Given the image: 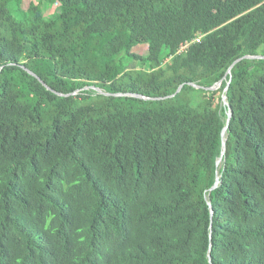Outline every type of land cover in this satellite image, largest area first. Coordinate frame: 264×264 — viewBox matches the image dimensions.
<instances>
[{"label": "trees", "instance_id": "16d2710c", "mask_svg": "<svg viewBox=\"0 0 264 264\" xmlns=\"http://www.w3.org/2000/svg\"><path fill=\"white\" fill-rule=\"evenodd\" d=\"M24 1L0 0V264H264V57L231 67L264 56V0Z\"/></svg>", "mask_w": 264, "mask_h": 264}, {"label": "water", "instance_id": "95a60500", "mask_svg": "<svg viewBox=\"0 0 264 264\" xmlns=\"http://www.w3.org/2000/svg\"><path fill=\"white\" fill-rule=\"evenodd\" d=\"M262 58V57H264L263 55H245V56H243V57H240V58H238V59H236L235 61H234V63L231 65V67L235 64V63H237L238 61H240L241 59H243V58ZM29 71H30V73H32L33 75H35L48 89H50V90H53V91H55L54 89H52L49 85H47V83L44 81V80H42V78L40 77V76H38L36 73H34L33 71H31L30 69H29ZM231 72V68L229 69V71H228V73H230ZM221 82L222 81H218L214 86H209V87H205V88H207V89H211V90H214V89H217L219 86H220V84H221ZM229 83H230V81H229ZM229 83H228V85H229ZM194 86H196V87H201V85H198V84H195V83H192ZM182 86H183V84L178 88V90H177V92L176 93H174V94H172V95H167V96H156V97H146V96H144V95H142V94H139V93H132V92H127V93H110V92H104L101 88H99V87H96V86H93L94 88H96L98 91H100V92H103V93H106V94H116V95H134V96H137V97H141V98H146V99H149V98H152V99H164V98H168V97H170V96H174V95H176L180 90H181V88H182ZM227 88H228V86L225 88V90H227ZM55 92H57V91H55ZM57 93H59V94H62V93H60V92H57ZM224 99H226V96H224ZM231 114L232 113H230V116H229V119H230V117H231ZM226 129L227 128H225L224 129V131H223V136L225 135V133H226ZM226 138H224V142H223V152H222V155L220 156V158L218 159V164L222 161V159H223V155H224V153H225V150H226ZM219 178H217V182L215 183V185L213 186V188H215L216 186H217V184H218V180Z\"/></svg>", "mask_w": 264, "mask_h": 264}, {"label": "rangeland", "instance_id": "374dc122", "mask_svg": "<svg viewBox=\"0 0 264 264\" xmlns=\"http://www.w3.org/2000/svg\"><path fill=\"white\" fill-rule=\"evenodd\" d=\"M42 2H44V4H42ZM41 4L46 13H53L57 6L56 3H52L51 1L48 2V0H25L23 6L28 10L34 11L37 10V8L40 7ZM11 7L12 9H16L17 4H12ZM134 51L141 55H148L149 46L146 42L143 41L134 48Z\"/></svg>", "mask_w": 264, "mask_h": 264}, {"label": "built area", "instance_id": "2783aa9c", "mask_svg": "<svg viewBox=\"0 0 264 264\" xmlns=\"http://www.w3.org/2000/svg\"><path fill=\"white\" fill-rule=\"evenodd\" d=\"M190 45V42L187 43L184 47H182V49L184 50L186 47H188Z\"/></svg>", "mask_w": 264, "mask_h": 264}]
</instances>
